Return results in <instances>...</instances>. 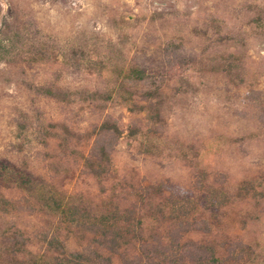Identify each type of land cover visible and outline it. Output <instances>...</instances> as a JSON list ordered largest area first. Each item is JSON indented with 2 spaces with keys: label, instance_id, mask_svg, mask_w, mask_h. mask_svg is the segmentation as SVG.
I'll return each instance as SVG.
<instances>
[{
  "label": "rangeland",
  "instance_id": "1",
  "mask_svg": "<svg viewBox=\"0 0 264 264\" xmlns=\"http://www.w3.org/2000/svg\"><path fill=\"white\" fill-rule=\"evenodd\" d=\"M255 5L264 9V0H0V156L26 163L63 194H82L94 202L113 196L123 206L137 202L138 194L154 184L165 196L192 195L199 201L203 173L207 184L232 191L256 184L264 177V34L250 26ZM38 33L64 49L83 47L92 65L70 67L59 52L53 61L31 62L22 45L26 35ZM116 49L127 65L144 69L161 86L160 123L145 111H130L118 96L101 109L83 101L58 102L31 88L54 80L69 89L110 91L118 73L102 63ZM227 61H234L239 73L230 77L223 68ZM126 87L135 103H145L142 85L130 81ZM50 121L81 133L75 146L84 155L106 146L113 164L104 190L80 155L63 159L56 140L45 144L36 128ZM106 121L117 123L123 134L100 135ZM134 128L137 138L129 136ZM3 192L16 210L0 217V264H13L16 257L14 239L2 234L9 227L34 252L44 251V235L54 232L70 251L108 255L89 233L69 231L23 192ZM194 214L197 227L205 230L186 238L210 242L220 251L250 247L255 264L264 260L261 196L241 197L217 215L202 209Z\"/></svg>",
  "mask_w": 264,
  "mask_h": 264
},
{
  "label": "trees",
  "instance_id": "2",
  "mask_svg": "<svg viewBox=\"0 0 264 264\" xmlns=\"http://www.w3.org/2000/svg\"><path fill=\"white\" fill-rule=\"evenodd\" d=\"M255 7L258 10L249 21L250 26L264 34V9L258 5ZM204 33L207 34V31ZM21 35L23 34L18 32V36ZM26 36L22 54L29 56L31 62L53 61L55 52H59L65 64L73 68L83 69L93 63L91 55L81 46L64 49L59 41L49 36L39 33ZM107 43L114 46L111 41ZM116 51L114 54L109 51L102 63L113 65V73H118L112 80L110 91L69 89L54 80L34 83L31 88L41 96L58 102L71 104L83 101L101 109L106 107L113 96H118L130 111H145L149 120L154 124L160 123L165 103L161 86L144 69L127 65L126 59L122 57V50ZM223 68L230 77L232 73H239V66L234 61L225 62ZM130 81L145 88L142 92L145 102L143 105L135 103L132 93L127 91L126 86ZM36 129L43 136L45 144L50 139L57 141V148L63 159L80 155L101 190L105 189L103 181L113 164L105 145H100L91 156L84 155L75 146L82 134L67 123L50 121L37 124ZM137 130L130 129L129 136L137 138ZM99 134L121 136L123 131L117 123L106 121L101 125ZM203 174L199 182L206 186L204 185V190L200 189L199 201L194 200L192 195L165 196L161 185L154 184L138 194L137 202L123 206L113 196L94 202L82 194H63L26 163H17L0 156V217L11 216L16 210V202L7 197L3 189L17 190L35 201L43 212L65 224L69 231L89 233L94 242L108 251L107 256L96 251L93 254L85 250L70 251L64 239L53 232L44 235V251L34 252L23 235L9 227L4 228L2 234L14 239L12 250L16 257L13 264H116L114 258L119 260V264H255L250 247L229 246L220 251L210 242H197L186 236L201 229L194 219L197 209L217 215L241 197L259 195L264 198V177L256 181L257 185L249 182L232 191L223 186L207 184ZM158 195L162 198L159 201ZM147 220L153 221L151 227H148ZM260 264H264V260Z\"/></svg>",
  "mask_w": 264,
  "mask_h": 264
}]
</instances>
